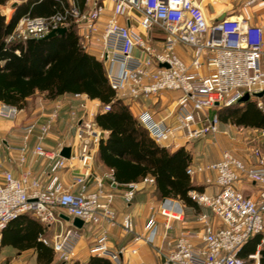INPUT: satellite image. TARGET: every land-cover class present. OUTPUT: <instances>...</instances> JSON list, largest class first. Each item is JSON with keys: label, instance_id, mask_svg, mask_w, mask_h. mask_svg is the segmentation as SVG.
Wrapping results in <instances>:
<instances>
[{"label": "built area", "instance_id": "2783aa9c", "mask_svg": "<svg viewBox=\"0 0 264 264\" xmlns=\"http://www.w3.org/2000/svg\"><path fill=\"white\" fill-rule=\"evenodd\" d=\"M107 1L111 6L102 30H99L97 20L106 9ZM258 1L243 0V4ZM12 2L0 5L6 20L12 13ZM120 16H125L128 21L135 18L139 30L121 22ZM71 23L82 48L102 62L116 98L134 102L164 90L180 92L176 99L177 122L174 125L167 124L165 118L154 119L148 110H142L136 116L157 144L176 147L178 139L189 142L218 132V117L208 115L209 109L231 106L245 94L250 98L264 90V27L247 22L241 14L228 15L219 21L210 20L200 0H84L83 7L75 0H69L51 14L20 16L7 39L40 38L52 28L67 27ZM154 25L166 34L160 48L150 40L149 32ZM140 30L147 36L143 37ZM178 45L190 50L189 62L177 53ZM135 48L143 56L135 55ZM256 98L257 106L262 108V101ZM70 101L75 105L68 110L69 127L73 128L69 157L42 145V140L54 129L63 99L55 101L41 123L29 121L22 130L24 140L38 130L33 153L49 160L56 158L57 168H75L77 174L73 182L66 187L56 181V177L42 183L39 176L28 170L20 177L4 171L0 180V232L8 222L25 212L32 213L42 223H61V215L55 212L58 207L83 223L108 226L117 223L113 207L115 194L105 191L100 179L96 180L95 189L88 188L91 163L103 136V130L96 126L94 118L97 113L108 111L110 103L90 98L85 93H71ZM20 111L14 105L0 102L1 117L12 120ZM259 132L264 136V127ZM59 146L61 149L62 143ZM252 154L255 157L253 166H246L233 152L225 150L217 161L186 168L189 176L203 174L205 184L217 187L212 194L191 189L188 196L208 207L221 221V227H213L207 215L202 213L198 216L202 222L201 231H181L176 237L169 238L167 230L173 220L183 219V209L179 201L168 197L150 204L151 213L142 232L134 231L129 214L123 215L119 224L125 233L132 234L133 246L127 249L131 254H136L137 244H153L156 214L164 219L162 260L134 264H242L243 259L238 256L241 247L250 236L264 229V154L258 148H254ZM19 159L24 161L23 156ZM242 176L259 185L260 201L244 195L235 186ZM108 177L110 184L115 183L112 173ZM153 183L151 176L127 183L123 199L129 202L143 184ZM74 186L76 190H72ZM79 237V228L71 225L51 239L40 237L39 240L50 245L60 263L65 264L73 259ZM125 250L123 246L110 248L106 228L100 229L90 248L93 255L106 257L112 264L123 263Z\"/></svg>", "mask_w": 264, "mask_h": 264}, {"label": "crops", "instance_id": "0c3cea01", "mask_svg": "<svg viewBox=\"0 0 264 264\" xmlns=\"http://www.w3.org/2000/svg\"><path fill=\"white\" fill-rule=\"evenodd\" d=\"M14 1V0H13ZM19 2L22 0H18ZM69 1V0H67ZM210 20L217 21V18L225 13V16L241 14L246 18L249 23H259L264 27V0H260L253 5H244L243 0H210L212 5H208L204 0H200ZM75 2L80 6H84V0ZM111 3L107 1L106 9L99 16L97 20L98 29L102 30L104 21L109 13ZM138 16L137 12H134ZM119 20L130 24L136 30H139L137 20L132 18L128 21L125 16H120ZM140 34L146 37L147 34L140 30ZM151 43L160 48L166 34L161 28L154 25L149 32ZM182 45L176 47L177 53L186 62L190 61V55L187 54L185 48ZM91 53V52H90ZM134 54L137 56H143V53L138 49H134ZM264 63V56H263ZM70 94L66 93L55 97L54 99H47L37 97L36 102L30 105L29 108H21L20 113L16 118L10 120L4 117H0V180L4 171H10L15 177H20L24 171H30L32 175L39 176L42 183H48L52 177H56V181L60 182L64 186H69L77 174L75 168L63 167L57 168L55 166V159L49 160L45 157L37 156L33 153V147L35 146L37 139L36 135L38 130L35 129L24 140L23 126L29 121H39L40 123L45 119L46 114L53 107V104L58 99H63V105L60 109V115L57 122L54 125L53 131L42 140L44 148L54 152H60L59 144L62 143V147L69 146L73 139V128L69 127V121L65 119V113L69 110L68 100H70ZM180 95L179 91H161L156 95L148 99H140L134 102H125L129 106L131 113L136 117L142 110H148L154 119L165 118L167 124L174 125L176 121L175 105L176 99ZM74 103V101H71ZM223 107H212L208 111H216ZM40 116V117H38ZM66 120V121H65ZM222 125L221 130L214 134H208L200 139L184 142L178 139V146L167 147L164 144L160 146L169 148L171 151L179 147H183L191 155V160L188 166L197 164H207L217 161L222 151L228 150L233 152L239 157L246 166L255 165V157L252 154V150L257 146L253 145L255 137L252 131L259 130V128L244 124H235L230 121H220ZM220 124L218 126L220 127ZM220 129V128H219ZM107 131L103 130L102 138L107 136ZM259 148V147H258ZM97 152V151H96ZM261 152L264 154V145L261 146ZM20 156L24 157V161L20 162ZM186 167V168H187ZM111 171L106 167L99 159L97 153L91 163V175L88 179V188L93 190L96 188V180L100 179L103 183V189L105 191H111L115 194L113 207L117 213V223L113 226L106 224L91 225L83 223L79 228L80 237L77 241L75 253L73 259L65 264H87L90 255L92 254L90 248L93 244V239L98 234L101 228L107 229L108 245L111 249H116L121 246L126 247L123 253L122 264H134L137 261H147L158 263L162 260L160 254L165 249V243L163 242V217L156 214V234L154 242L150 244H137L135 245L137 252L131 254L127 249L133 246L131 238L132 234L125 233L119 222L121 217L125 214H129L132 217L134 231L142 232L143 226L147 223L150 215V204L158 203L165 197L159 196L156 185L143 184V187L137 190L134 197L125 202L122 193L126 188V184L121 185L112 183L108 174ZM149 176V175H146ZM144 176V177H146ZM143 177V178H144ZM140 178L136 181H142ZM190 183L200 188H191L197 191L206 192L212 194L217 190V187L213 184L208 185L204 183V175L197 174L195 176H189ZM134 182V181H130ZM129 183V182H128ZM235 186L246 196H250L256 201H260V187L258 184L247 180L245 177H241L239 181L235 183ZM77 187H72V190H76ZM189 189V190H191ZM188 190V191H189ZM187 191V195H188ZM179 201L182 204L183 219L173 220L171 227L167 230L168 237L174 238L181 231H201L202 222L198 220V216L202 213L207 215V220L213 227H221V221L211 212V210L203 205H199L195 201L187 202L180 199L178 196L168 197ZM55 212L60 215L68 216L62 208H56ZM69 220L62 218L61 223H41L44 225L43 233H38L37 240L40 237H51L57 233L58 228H68L72 225V218L68 216ZM36 219V218H35ZM264 221V212H263ZM20 227V226H19ZM2 237V238H1ZM10 236L8 232H0V264H38L36 261L37 250L35 247H21V243H14L9 241ZM264 229L260 233L259 241L255 245L253 252L247 254V257H241L245 264H259L260 249L264 246ZM198 243V242H197ZM51 248L50 245H46ZM52 249V248H51ZM47 264H61L57 255L54 252V258Z\"/></svg>", "mask_w": 264, "mask_h": 264}, {"label": "trees", "instance_id": "16d2710c", "mask_svg": "<svg viewBox=\"0 0 264 264\" xmlns=\"http://www.w3.org/2000/svg\"><path fill=\"white\" fill-rule=\"evenodd\" d=\"M6 1L0 0V5ZM62 3L67 0H22L14 6L7 20L0 8V102L25 109L34 104L40 94L54 99L66 93H85L90 98L110 103V109L97 113L94 121L108 132L100 139L96 153L111 171L114 182L124 185L149 175L154 179L159 196H178L193 202L187 191L200 187L192 185L186 173L190 153L183 147L171 151L155 143L129 106L116 98L102 62L82 48L72 23L63 34L47 39H7L20 16L51 14L60 10ZM259 99L262 108L257 106V98H248L220 108L217 117L220 121L263 128L264 93ZM43 229L44 225L35 215L25 212L8 222L2 232H8V240L21 243L23 248L35 247L37 263L47 264L53 260L54 251L36 239ZM260 233L247 239L238 252L240 258L254 251ZM87 264L112 262L91 254ZM259 264H264V246L260 249Z\"/></svg>", "mask_w": 264, "mask_h": 264}, {"label": "water", "instance_id": "95a60500", "mask_svg": "<svg viewBox=\"0 0 264 264\" xmlns=\"http://www.w3.org/2000/svg\"><path fill=\"white\" fill-rule=\"evenodd\" d=\"M18 2H19V1L14 0V1L11 3V5L14 7V6H16V5L18 4ZM224 17H225V13H222V14L217 18V21L221 20V19L224 18ZM66 28H67L66 26H58V27H56V28H52L51 30H49L48 33H46L45 35H43V36L40 37V38H41V39H47V38L53 37V36H55V35H61V34H63V33L65 32ZM164 65H166V64H164ZM263 93H264V90L261 91V92H258V93H256V94H254V96L260 98V97L263 95ZM248 98H249V95H248V94H245V95L240 99V101H245V100H247ZM70 150H71V148H70L69 146H64V147H62V148L60 149L59 154H60L61 156H64V157H69V155H70ZM61 217L64 218L65 220H69V217L66 216V215H61ZM72 225H74V226L77 227V228H81L82 225H83V221H82L80 218H78V217H73V218H72Z\"/></svg>", "mask_w": 264, "mask_h": 264}, {"label": "rangeland", "instance_id": "374dc122", "mask_svg": "<svg viewBox=\"0 0 264 264\" xmlns=\"http://www.w3.org/2000/svg\"><path fill=\"white\" fill-rule=\"evenodd\" d=\"M12 0H7L6 1V3L5 4H7V3H10ZM18 1V0H17ZM205 2H207V4L208 5H212V3H211V1L210 0H204ZM255 4V3H254ZM251 5H253V4H251ZM14 9V7L10 10V12H12V10ZM186 48V47H185ZM184 48V49H185ZM186 50V49H185ZM186 52H187V54L188 55H190L191 53H190V50L189 49H187L186 50ZM39 97H41V98H44L43 97V95L42 94H40L39 95ZM250 98H252V99H255L256 97L255 96H252V97H250ZM68 108H71V107H73L74 106V103L73 102H71L70 100H68ZM216 111H211L210 110V112L208 111V115H213V114H216L217 115V113H215ZM65 119L67 120V121H70L69 120V118H68V111H67V113H65ZM1 117V116H0ZM38 117H40V116H38ZM65 120V121H66ZM218 121H219V119H218ZM218 124H220V123H218ZM221 127H222V125L220 124V127L218 126V130H221ZM220 128V129H219ZM253 134V137H255V140L253 141V145L254 146H257L256 148H258L260 151H261V146H263L264 145V136H262L261 134H260V132H259V130H255V131H252L251 132V135ZM225 151V150H224ZM223 152V151H222ZM63 229L62 228H58L57 229V232H60V231H62ZM21 264H26V262H24V263H21Z\"/></svg>", "mask_w": 264, "mask_h": 264}]
</instances>
